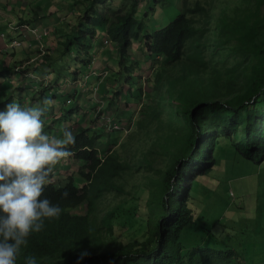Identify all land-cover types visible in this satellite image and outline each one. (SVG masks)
Returning <instances> with one entry per match:
<instances>
[{
	"label": "trees",
	"instance_id": "1",
	"mask_svg": "<svg viewBox=\"0 0 264 264\" xmlns=\"http://www.w3.org/2000/svg\"><path fill=\"white\" fill-rule=\"evenodd\" d=\"M205 1L181 6L165 26L155 27L150 13L157 6L169 5L170 0H72L79 10L75 25L53 50L28 64L15 59L7 65L0 63V82L12 81L15 68L19 70L17 86L1 98L3 105L14 100L15 89L20 94L31 89L22 88L28 81L27 72L44 71L45 65L55 70L53 62L73 56L75 48L78 60L86 54L88 61H83L90 69L97 53L92 43L102 45L98 36L103 31L102 37L111 44L110 50L105 49L110 53L115 49L120 64L118 77H114L119 86L111 88L114 98L120 94L114 120L124 123L126 130L136 118L129 139L106 149L103 157L96 145L112 142L113 133L105 136L100 131L105 128L89 124L73 134L75 142L66 147L78 167L63 178L59 166H53L51 182L42 193L60 205L61 213L46 218L40 231L30 233L17 264H24L26 255L35 256L38 264L251 263L245 250L207 239L206 234L200 244L186 246L187 240H193L183 238L188 226L197 229L201 204L208 201L211 190L198 180L217 165L215 151L222 138L231 142L226 151L235 152V160L264 161V0ZM214 9L219 10L213 13ZM34 17H40L37 11ZM32 19L19 15L20 24ZM135 39H143L141 58L130 53ZM148 60L152 70L145 80L141 71ZM56 74L60 75L59 69ZM145 81L152 91L143 87ZM145 96L151 101L145 115V110L135 113L131 108ZM133 98L135 105L130 103ZM153 121L157 123L152 125ZM148 128L157 134L146 135L157 139L146 150L129 152L134 147L131 137ZM140 169L149 187L146 199L138 196L135 200L139 201L128 204L140 182L126 189L127 176ZM65 190L67 195L62 196ZM108 193L118 201L103 207ZM116 222L122 223L124 232L112 241ZM137 222L143 229L134 226ZM233 222L240 225L238 220Z\"/></svg>",
	"mask_w": 264,
	"mask_h": 264
},
{
	"label": "rangeland",
	"instance_id": "2",
	"mask_svg": "<svg viewBox=\"0 0 264 264\" xmlns=\"http://www.w3.org/2000/svg\"><path fill=\"white\" fill-rule=\"evenodd\" d=\"M193 1L194 0H186L184 3V0H170L169 5L165 7L157 6L156 9L150 13L149 17L152 23H156L155 27L165 26L172 17L176 16L181 6L190 3L192 5ZM205 2L213 3L217 1L206 0ZM217 3L219 4V2ZM74 6L76 5L72 4V0H19V2L15 4V10L13 11V15H11L12 17L7 16V18L0 19V27L3 28L0 30V63L4 62L3 64L7 65L13 62L11 61L12 59H15L17 60L16 62L24 60V63L28 64L29 62H34L39 56H42L44 52L53 50L56 47L58 39L69 35L70 30L73 29L75 25L74 17L79 14V10L76 7L74 8ZM217 8H220V5ZM218 10L219 9H214L212 12L216 13ZM35 11L39 13L40 17H34ZM19 15L33 18L32 21H29L31 22L29 23L31 25L30 28L32 30L37 27L40 29V32L37 34L36 29H34L33 32L37 34V36H35L34 33V35L31 36H35L39 39L31 38L28 35L24 36L25 32L29 30L25 27L26 23L20 24ZM9 20L10 22L16 23L15 26L21 27V29H23L22 32H15L16 30L10 26ZM27 25L28 24H26V26ZM41 29L47 30L48 33L46 34L45 31ZM102 32L103 31L99 32L98 36V40H100V37L102 39V45H99V47L110 50V40H108L107 37H102ZM15 40L21 41L20 44H16L17 41L15 42ZM142 46L143 39L140 41L135 39L130 50L132 56H135V58L140 57V54L143 53L141 50ZM92 48L94 52L97 51L98 47L96 41L92 43ZM107 50L105 49L103 54L104 56L108 55L109 59L103 64L105 67L101 75H106V81L108 80L110 86L116 89L114 86L117 84V81L114 77H118L117 71L120 68L119 58L115 55L116 52H113L115 49L111 50L112 53H108ZM72 52L73 56L70 57L66 55V59L60 62H53L54 65L52 66L55 67V70H53V67H50V65H45L42 66V68L44 67V71L38 72L39 69H37L36 73L35 71L27 72L25 76L28 81H26L25 85L23 84L22 88L24 90L27 86H30L31 89L26 90L22 94L15 89L13 92L14 101L22 105L40 104L41 107L44 108L41 116L43 120L42 130L49 135H59L62 128L65 127L70 128L73 134H75L89 124L105 128V130H100L105 136H107L110 131V133H113V141L107 142V145L105 142H98L96 145L100 156L103 157L106 149H113L122 141L129 139L128 134L134 131L136 118L126 130H124V126H122L124 123H119L120 125L116 129L113 128L112 124L110 127L108 126L107 121L109 116L112 120L115 118L113 116H115L117 105L120 102V94L117 95V99L114 98L115 93L108 87V91L111 90L112 96L110 93L106 96L110 97L111 102L110 100L107 102L105 97L98 96L103 88V85L100 84L101 82L97 83L98 74L101 72H97L98 53H96L93 62L91 61V68L89 69L83 61H88L86 54L82 53L80 55V60H78L76 58L78 54L77 48L73 49ZM20 65L23 66V63ZM20 65L18 63L16 66ZM150 65L151 62L148 60L146 69L141 71V76L145 80L147 79L146 75L152 70V66ZM22 66L20 68H22ZM17 68L18 67H16V71L12 73V81L1 79L0 100L1 98H6L4 94L7 93L9 89L13 86H17L15 84L19 79L16 75V73L19 74ZM58 69L60 75L56 74ZM77 69L79 71L75 78V71L77 72ZM94 73L97 76L94 75ZM39 82H41V86H39ZM146 83L145 81L143 87L152 91L153 89L150 86H146ZM131 85L133 87V84ZM117 86H119V83ZM43 87L45 88V91L43 90L44 93L41 91L44 89ZM72 94H74V97H72ZM52 95H56V98H51V102L47 106H44L42 98L52 97ZM69 96L73 99L71 102ZM87 99H89V101L85 102ZM134 99L136 98H133L131 105H135ZM122 101L123 98L121 102ZM142 102L139 103L137 107L133 106L131 109L135 111V113L145 110L142 111V114L145 115L147 109L146 104H149L151 101H148V97L145 96ZM122 105L124 106L126 104L122 103ZM126 114H128L126 117L123 116L125 120L130 112ZM93 118H96V120L93 121ZM115 122L116 121L113 123ZM156 123V121H153L152 125ZM120 127H122V132ZM146 133L155 136L157 130L148 128V130H139L135 133L134 137L130 139L134 147L128 148L129 152L133 149L137 150V152L146 150L147 146H149L154 139H157V137H153V139L149 137V135L147 136ZM229 145H231V142L228 139L222 138L219 147L215 151L218 158L217 165L214 166L209 174L201 176L198 180L201 184L206 183L211 192L208 193V201L201 204L203 205V210L199 218L197 217V229L188 226L186 235L184 234V240H186V238H191L193 240H187L185 245L200 244L202 235L206 234L207 239L211 238L220 243L229 244L233 247L245 250L246 255L251 258L250 264H264V257H262L264 256V161L257 163L247 159L235 160L234 155L237 156L236 153H228L226 151L230 149ZM60 161L63 164H59L58 161L55 165L56 167L59 166L58 172L61 173V177L63 178L73 174L74 169L78 167L77 161L75 163V159L73 158V153L68 154L66 158ZM157 165L158 163H156V166ZM143 171L144 170L141 169L133 171V174L127 176L128 183L125 184L126 189L135 188L136 186L132 184L134 181L137 183L140 182L136 196L132 197V201L128 202V204L139 201V199L135 200L138 196H141L142 200L146 199L145 194L146 190H149V187L148 184L145 183ZM111 195L114 194L108 193V197L104 200L102 205L103 207L116 204L118 200ZM234 220H238L240 225L234 226ZM136 225L140 227L138 222L134 224V226ZM203 226L210 228V230H205ZM115 227L116 230H114L112 241L118 239L124 232L122 223L116 222ZM133 229L135 228H130L129 230ZM256 229H258V232H254ZM139 231L141 230L139 229Z\"/></svg>",
	"mask_w": 264,
	"mask_h": 264
},
{
	"label": "clouds",
	"instance_id": "3",
	"mask_svg": "<svg viewBox=\"0 0 264 264\" xmlns=\"http://www.w3.org/2000/svg\"><path fill=\"white\" fill-rule=\"evenodd\" d=\"M50 102V97L42 98L44 106ZM43 110L40 104L14 100L0 105V264H17L30 233L61 213L60 205L42 193L51 182L53 166L63 164L66 145L74 143L75 136L67 127L59 135L43 131ZM61 195L66 196L67 190ZM24 264L38 261L26 255Z\"/></svg>",
	"mask_w": 264,
	"mask_h": 264
},
{
	"label": "crops",
	"instance_id": "4",
	"mask_svg": "<svg viewBox=\"0 0 264 264\" xmlns=\"http://www.w3.org/2000/svg\"><path fill=\"white\" fill-rule=\"evenodd\" d=\"M19 2V0H0V19H4V18H7V16L8 17H12L11 15H13V11L15 10V4H17ZM9 23H10V26L14 29V30H16L15 32H22V30L23 29H21V27H19V26H15L16 25V23H14V22H10V20H9ZM26 25V24H25ZM28 25H30V24H28ZM27 25V26H28ZM31 26V25H30ZM3 28L2 27H0V30H2ZM25 33H28V36L29 37H31V38H36L35 36H31V35H34L32 32H29V31H27V32H25ZM36 39H39V38H36ZM105 50V48L104 47H98L97 48V53L99 54V57L97 58V64H98V70H97V72H100L99 74H98V76L99 77H97V83L98 82H101L100 84H102L103 85V88H102V90H101V92L98 94V96L99 97H105L106 98V100H107V102H109V100H110V102H111V99H110V97H107L106 95L107 94H111V92L110 91H108V87L110 86V84L108 83V80L106 81V75H101L103 72H102V70L104 69V67L105 66H103V64H105L107 61H108V59H109V56L108 55H106V56H104V50ZM108 53H110V52H108ZM102 64V65H101ZM94 75H96L95 73H94ZM97 76V75H96ZM110 88H112L111 86H110ZM96 93H98V92H96ZM111 96H112V94H111ZM131 103V102H130ZM129 102H128V104H130ZM106 104V103H105ZM105 107V106H104ZM123 108H127L128 109V106L127 105H124L123 106ZM104 109V108H103ZM102 109V110H103ZM110 117V116H109ZM114 117V116H113ZM124 120H125V118H124ZM113 122L115 121L114 120V118H113V120H112ZM58 133V132H57Z\"/></svg>",
	"mask_w": 264,
	"mask_h": 264
},
{
	"label": "built area",
	"instance_id": "5",
	"mask_svg": "<svg viewBox=\"0 0 264 264\" xmlns=\"http://www.w3.org/2000/svg\"><path fill=\"white\" fill-rule=\"evenodd\" d=\"M25 27L27 28V30H29V32H32V33H34L33 31H34V29H36V33L37 34H39V32H40V29L39 28H33L32 30H31V28H30V25H28V26H26L25 25ZM41 30H43V31H45V33L47 34L48 32H47V30H45V29H41ZM35 34V33H34ZM37 34H35L36 36H37ZM17 41V42H16ZM15 42H16V44H20V42L21 41H19V40H15ZM108 42V41H107ZM108 126L110 127V125L112 124V126H113V128L114 129H116V128H118L119 127V124L118 123H113V121H112V119H111V117H109V119H108Z\"/></svg>",
	"mask_w": 264,
	"mask_h": 264
}]
</instances>
